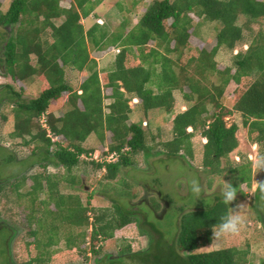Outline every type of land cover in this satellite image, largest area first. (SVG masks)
<instances>
[{
  "label": "trees",
  "instance_id": "16d2710c",
  "mask_svg": "<svg viewBox=\"0 0 264 264\" xmlns=\"http://www.w3.org/2000/svg\"><path fill=\"white\" fill-rule=\"evenodd\" d=\"M61 1L13 0L6 12L0 2V27L6 30L0 77L23 84L37 79L42 83L38 96L29 101L23 100L22 89L18 93L10 85L0 95V103L6 100L13 105L11 138L23 140L27 147L42 145L33 149L32 156H37L33 162L19 163L26 170L37 165L43 171L30 176L21 171L17 177L0 179V196L8 186L19 199H26L25 224L37 250L28 264L50 261V249L62 239L68 251L85 252L82 246L90 243L94 264H124L119 258L136 264H248V250L199 251L212 244V226L229 211L219 197L205 209H181L174 240L167 243L148 223L146 214L139 221L140 213L116 202L113 212L99 214L91 197L84 205L78 195L63 194L59 186L80 184L73 172L81 164L91 165L96 172L104 170L103 180L113 182L122 168L132 166V156L150 149L157 150L156 156L191 161L193 138L200 133L203 168L229 181L237 193L243 185L250 188L251 160L238 164L229 159L239 147V126L229 121L240 115L248 140L259 148V159L264 156V0H152L135 25L125 16L112 32L96 13L105 0H68L69 8L62 7ZM89 18L96 22L87 29L83 21ZM200 22L215 24L216 45L209 51L191 45ZM246 41L244 51L236 50ZM109 49L116 50L114 61L99 70L92 54ZM222 49L233 56L230 66L219 69L216 57ZM187 52L195 55L186 56ZM67 69L84 77L77 88L68 82ZM231 84L235 89L226 105ZM176 91L188 108L172 119L170 140L159 137L161 129L153 137L141 123L131 122L135 112L145 117L173 114ZM64 95L65 111L60 116L51 113L52 103L58 104ZM106 100L109 103L104 107ZM42 117L52 137L60 141H53L42 127ZM106 133L111 143L102 154L115 153L117 160L95 162L93 151L83 145L91 135L103 145ZM14 161L10 155L8 162ZM49 168L58 173H48ZM28 182V191L21 194ZM124 185L129 192L131 185ZM136 226L140 230L147 226L159 239L147 231V249L134 250L132 241L120 249L118 257L102 254L100 244Z\"/></svg>",
  "mask_w": 264,
  "mask_h": 264
},
{
  "label": "rangeland",
  "instance_id": "374dc122",
  "mask_svg": "<svg viewBox=\"0 0 264 264\" xmlns=\"http://www.w3.org/2000/svg\"><path fill=\"white\" fill-rule=\"evenodd\" d=\"M13 0H0L1 9L6 12ZM152 0H105L97 9L96 13L107 23L108 29L116 31L124 17H128L130 25H135L144 14L146 7ZM135 3V4H134ZM61 6L69 8L68 0H62ZM96 20L89 18L83 23L88 29ZM57 25L59 21L55 22ZM264 27V24L262 25ZM258 26H255L257 29ZM6 30L0 27V49L3 46L6 38ZM196 36V37H195ZM191 38V45L195 48L203 47L207 51L211 50L216 45L215 24L210 22H200L196 29V35ZM247 41L239 43L236 50L246 48ZM187 52L186 56L193 54ZM116 55V50L109 49L100 54H92V58L98 63V69H106L113 61ZM233 53L222 49L216 57L219 69H224L231 65ZM32 64L35 59L32 56ZM2 71L3 69L0 68ZM67 80L74 88L84 80V77L74 70L67 69ZM10 85L15 92L23 90V100L29 101L38 96L41 91V81L33 80L28 83L13 82L11 78L0 77V95L6 91L3 88ZM235 86L231 84L226 90L225 104H229V97L234 91ZM188 92V89H185ZM175 110L173 114L163 115L162 113H153L150 117H145L140 113V116L131 117L133 121L141 123V125L149 131L150 136L156 137L159 135L158 129H161L162 140L167 141L171 138L172 119L179 113H182L188 108L182 94L178 91L174 92ZM67 95H64L60 102L52 103L51 113L60 116L65 111L63 107ZM109 101H104V107H107ZM13 105L4 100L0 103V179L17 177L21 171L27 173L28 176L34 175L40 171L37 165L32 169L26 170L24 162L29 165L37 156H32L33 149L41 147L40 144L32 146H24L23 140L12 139L11 133L14 129ZM213 112L212 108H209ZM105 110V109H104ZM106 111V110H105ZM236 123L239 126L237 137L239 147L229 156L230 162L242 164V160L250 159L252 162V185L247 187L243 185L236 196V200L232 206L243 204L244 225L239 234L234 236H226L222 239H214L209 247L201 248L200 252L214 251L222 248H237L240 251L248 250V264H262L264 262V192H261L259 184L260 178H264V167L257 166L260 162L259 148L248 140L247 130L242 126L240 115H235L229 123ZM30 138H26L29 141ZM57 138L56 141H60ZM203 142L200 133L193 138V147L195 156L193 160H174L164 155H155L157 150L150 149L136 156H132V166L122 168L118 177L113 182L103 180L105 171L96 172L91 165L81 164L78 169L74 170L73 175L80 184L71 186L63 182L59 189L63 194L78 195L84 205L88 197L92 198V207L97 212L114 211L115 204L122 205L129 210L140 213L137 220L144 221L143 215L148 220V223L156 229L161 237L170 243L175 237V227L178 225L181 209L192 210L197 207L205 209L208 205H212L217 197L221 198L220 190L225 186V182L206 171L202 166L203 157ZM111 143L110 133H106V139L102 145L94 135H91L84 147L91 149L93 155L91 159L96 157L99 159L103 151L107 150V146ZM154 143V142H153ZM54 147L51 148V151ZM36 153V150H35ZM38 153V152H37ZM36 153V154H37ZM12 155L15 158L13 163H9V157ZM100 156V157H99ZM89 160V158H88ZM95 161V160H94ZM92 161H88L91 163ZM96 162V161H95ZM246 162V161H245ZM48 173H58V170L53 168L48 169ZM64 172H60L62 175ZM259 173V174H258ZM260 175V176H258ZM196 180L201 188L199 194H194L191 190V181ZM264 181V180H263ZM77 182V181H76ZM262 182V180L260 181ZM125 183L131 185L129 192ZM23 188L20 193L24 194L28 191L31 182ZM253 188V189H252ZM130 195V196H129ZM134 198H132V197ZM26 199H19L12 188L6 186L5 191L0 196V264H8V256L6 255L7 245L10 240L11 257L14 264H28L37 256V250L32 244L34 239L28 236L29 227L26 226L27 211L25 210ZM116 202V203H114ZM140 210V211H139ZM142 214V215H141ZM94 216V213L92 212ZM261 220H263L261 222ZM260 222V224L258 223ZM144 225V224H142ZM145 233H144V232ZM153 236L154 239H159L153 231H150L147 226L134 227L132 231L124 230L118 233L115 238L103 242L99 245L102 247V254H108L111 257H118L120 249L132 242L134 250L147 249L149 237L146 232ZM89 232V231H88ZM128 232V233H127ZM131 232V233H130ZM66 234L62 232V237ZM13 237V238H12ZM88 239V237H87ZM88 242V241H87ZM90 243H85L82 249L85 252H80L77 249L68 251L65 249L66 243L64 240L53 246L50 251L51 260L45 264H94L95 255L89 250ZM124 264H136L123 261Z\"/></svg>",
  "mask_w": 264,
  "mask_h": 264
},
{
  "label": "clouds",
  "instance_id": "9594fccd",
  "mask_svg": "<svg viewBox=\"0 0 264 264\" xmlns=\"http://www.w3.org/2000/svg\"><path fill=\"white\" fill-rule=\"evenodd\" d=\"M257 166L264 167V156L260 157V162ZM261 192H264V182H258ZM191 190L194 194H199L201 188L198 181H191ZM221 202L228 207L229 211L221 215L218 222L212 226L213 239H222L226 236H234L239 234L243 227L244 214L243 204L233 205L236 200L237 190L230 183L225 182V186L220 190Z\"/></svg>",
  "mask_w": 264,
  "mask_h": 264
},
{
  "label": "built area",
  "instance_id": "2783aa9c",
  "mask_svg": "<svg viewBox=\"0 0 264 264\" xmlns=\"http://www.w3.org/2000/svg\"><path fill=\"white\" fill-rule=\"evenodd\" d=\"M41 124H42V127L43 128H45V129H47L48 130V126H47V124H46V122H45V117H42L41 118ZM48 134H49V136L50 137H52V135H51V133H50V131L48 130ZM52 139H53V141H56L57 140V138H53L52 137ZM91 156V155H90ZM101 156V157H100ZM99 157V159L96 157L94 160L95 161H101V162H114V161H116L117 160V155L115 154V153H113V154H109V155H104L103 156V154H101ZM93 160V159H92Z\"/></svg>",
  "mask_w": 264,
  "mask_h": 264
},
{
  "label": "flooded vegetation",
  "instance_id": "af4514ba",
  "mask_svg": "<svg viewBox=\"0 0 264 264\" xmlns=\"http://www.w3.org/2000/svg\"><path fill=\"white\" fill-rule=\"evenodd\" d=\"M4 227V226H3ZM3 227H0V228H3ZM10 242H8V245H7V249H6V255L8 256V264H14V262L12 261V257H11V247L9 245Z\"/></svg>",
  "mask_w": 264,
  "mask_h": 264
},
{
  "label": "crops",
  "instance_id": "0c3cea01",
  "mask_svg": "<svg viewBox=\"0 0 264 264\" xmlns=\"http://www.w3.org/2000/svg\"><path fill=\"white\" fill-rule=\"evenodd\" d=\"M139 116H140V113H136V112H135V117H136V119H137V117H139ZM133 122L136 123V121H133ZM258 182H260V180H259ZM258 182H257V183H258ZM252 189H253V188H252Z\"/></svg>",
  "mask_w": 264,
  "mask_h": 264
}]
</instances>
